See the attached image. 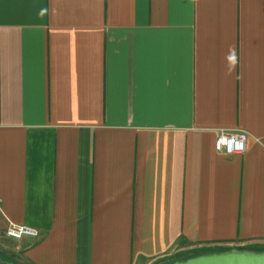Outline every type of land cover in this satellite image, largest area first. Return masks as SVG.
<instances>
[{"label": "crops", "instance_id": "obj_1", "mask_svg": "<svg viewBox=\"0 0 264 264\" xmlns=\"http://www.w3.org/2000/svg\"><path fill=\"white\" fill-rule=\"evenodd\" d=\"M0 203L3 264L264 250V0H0Z\"/></svg>", "mask_w": 264, "mask_h": 264}, {"label": "built area", "instance_id": "obj_2", "mask_svg": "<svg viewBox=\"0 0 264 264\" xmlns=\"http://www.w3.org/2000/svg\"><path fill=\"white\" fill-rule=\"evenodd\" d=\"M248 133L241 130L222 129L218 131L215 146L219 152L227 155H235L243 153L246 150ZM4 211L0 203V219L3 217ZM4 235L12 239H22L24 237L38 238L40 230L30 225H19L9 223L4 228Z\"/></svg>", "mask_w": 264, "mask_h": 264}, {"label": "water", "instance_id": "obj_3", "mask_svg": "<svg viewBox=\"0 0 264 264\" xmlns=\"http://www.w3.org/2000/svg\"><path fill=\"white\" fill-rule=\"evenodd\" d=\"M170 264H264V250L235 247L218 252L198 254Z\"/></svg>", "mask_w": 264, "mask_h": 264}, {"label": "clouds", "instance_id": "obj_4", "mask_svg": "<svg viewBox=\"0 0 264 264\" xmlns=\"http://www.w3.org/2000/svg\"><path fill=\"white\" fill-rule=\"evenodd\" d=\"M237 59L238 58H237L235 49L230 47L229 48V53L226 56V61L228 63L229 72H231L235 68V65L237 64Z\"/></svg>", "mask_w": 264, "mask_h": 264}]
</instances>
